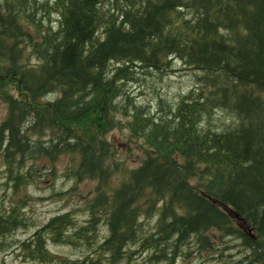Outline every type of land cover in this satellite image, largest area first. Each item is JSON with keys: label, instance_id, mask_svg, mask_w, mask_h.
<instances>
[{"label": "trees", "instance_id": "1", "mask_svg": "<svg viewBox=\"0 0 264 264\" xmlns=\"http://www.w3.org/2000/svg\"><path fill=\"white\" fill-rule=\"evenodd\" d=\"M0 102V247L28 224L30 184L91 179L85 219L55 213L23 257L264 264V0H0ZM63 154L74 183L54 190Z\"/></svg>", "mask_w": 264, "mask_h": 264}, {"label": "rangeland", "instance_id": "2", "mask_svg": "<svg viewBox=\"0 0 264 264\" xmlns=\"http://www.w3.org/2000/svg\"><path fill=\"white\" fill-rule=\"evenodd\" d=\"M170 85L173 86V92L177 93V89L184 85L182 76H173L168 78ZM18 93V91H15ZM4 109V104L0 102V116ZM110 138H112L120 151L123 158H126V163L132 164L135 159V154L139 150L137 146H129V141L122 133L117 130H111L109 133ZM68 155L63 154L56 160L57 174L54 178V190H69V187L74 183L73 179L68 178L66 175L62 174L67 166ZM4 178H0V182ZM114 180V178H113ZM94 181L91 179H85L82 182L75 184L72 193L69 194H53V190L47 183V181L38 180L36 183H32L28 186V191L33 196L29 198L24 205L23 212L28 216V224L26 226H19L16 230L9 234L7 244L9 247H0V264H60L56 260L42 262L39 260L28 259L20 254L19 248L16 247V243L19 240L26 238L30 235L33 230L44 223L48 218H50L55 213H60L77 207L75 216L79 222H81L86 217V212L80 210L79 207L83 205V196L91 194L93 192ZM71 191V190H70ZM19 195V193H17ZM17 195L13 196L16 197ZM12 197L11 189L4 191L3 186L0 184V205H8L9 199ZM100 235L105 231V225L101 223ZM49 248L56 254L68 257H76L86 254L87 250L85 246H78L70 243H53L50 241L48 243ZM142 264V261H140ZM158 264H165V262H159ZM175 264H218L214 260H209L208 262L202 259L191 256V257H180L176 260Z\"/></svg>", "mask_w": 264, "mask_h": 264}]
</instances>
